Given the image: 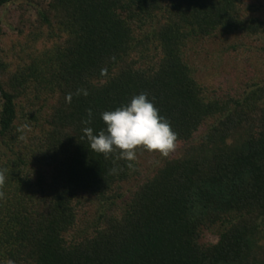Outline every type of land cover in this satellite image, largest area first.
<instances>
[{
    "label": "trees",
    "instance_id": "16d2710c",
    "mask_svg": "<svg viewBox=\"0 0 264 264\" xmlns=\"http://www.w3.org/2000/svg\"><path fill=\"white\" fill-rule=\"evenodd\" d=\"M0 7V264H264V83L208 96L186 58L217 31L264 37V0ZM140 93L178 134L145 175L148 151L129 169L83 133Z\"/></svg>",
    "mask_w": 264,
    "mask_h": 264
},
{
    "label": "rangeland",
    "instance_id": "374dc122",
    "mask_svg": "<svg viewBox=\"0 0 264 264\" xmlns=\"http://www.w3.org/2000/svg\"><path fill=\"white\" fill-rule=\"evenodd\" d=\"M7 22L6 9L0 7V23L7 27ZM186 58L194 68L196 80L205 88L208 96H214L215 92L237 96L243 90H249L253 83H264V37H248L236 31H217L190 46ZM160 157L152 152L140 156L144 175L151 172ZM216 239V235L204 231L201 241L215 242ZM259 245L264 248V239L260 240Z\"/></svg>",
    "mask_w": 264,
    "mask_h": 264
},
{
    "label": "clouds",
    "instance_id": "9594fccd",
    "mask_svg": "<svg viewBox=\"0 0 264 264\" xmlns=\"http://www.w3.org/2000/svg\"><path fill=\"white\" fill-rule=\"evenodd\" d=\"M80 94L87 96L88 92L78 89L75 95ZM72 96L71 92L66 95L67 103H71ZM87 115L88 119L82 121L85 125L91 123V109L87 110ZM101 119L106 127L97 134H94L91 127L83 128L90 149L104 154L105 158L112 153H118L115 160H125L129 169L134 170L133 162L137 159V149L157 152L167 158L177 147L178 134L172 129L170 122L159 114V110L148 99L147 93L133 96L127 105L112 111H104L101 113ZM26 128L28 125H23L19 131ZM6 171L0 170V189L5 184ZM110 171L115 173L117 169L113 168ZM3 197L4 192L0 191V199ZM9 264L12 262L9 261Z\"/></svg>",
    "mask_w": 264,
    "mask_h": 264
}]
</instances>
